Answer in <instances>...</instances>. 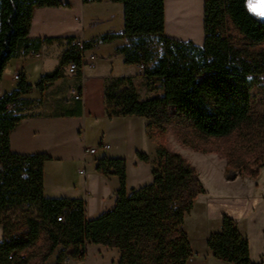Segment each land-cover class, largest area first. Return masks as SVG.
Here are the masks:
<instances>
[{"label":"trees","instance_id":"obj_1","mask_svg":"<svg viewBox=\"0 0 264 264\" xmlns=\"http://www.w3.org/2000/svg\"><path fill=\"white\" fill-rule=\"evenodd\" d=\"M113 1L122 4V30L102 33L92 42L123 36L126 42L116 47L123 61L142 65L150 62L142 67L141 76L158 80L162 91L141 98L133 76H109L103 86L107 117L136 114L163 122L173 116L199 133L217 138L246 128L244 135L249 144L264 151V112H251L250 94L252 79L264 73V50L253 53L237 47L227 33L219 30L229 21L249 43L264 41V17L251 11L247 0H203L200 45L163 33L164 0ZM57 4L59 0H0V75L10 58L34 51L41 41L27 37L33 6ZM71 39L66 37V42ZM155 44L160 45L159 53ZM88 46V42H81L79 48ZM77 51L67 44L60 64L69 60L79 64ZM59 74L60 68L56 67L41 75L33 86L42 89ZM16 80L13 89L0 95V210L25 204L32 206L36 214L25 217L27 229L18 234H11L0 222V264H29L36 259L42 262L57 245L62 246L57 255L60 260L66 250L76 256L86 243L116 248V264H185L196 254L190 247L183 218L204 188L194 166L160 142L151 161L150 181L136 187H125L123 157L97 159L95 168L116 174L118 187L113 204L94 217H84L81 198L44 196L42 164L50 156L44 152L17 153L8 147L9 131L22 117L14 112L17 96L32 86L20 73ZM10 101L14 105L8 109L6 103ZM135 154L149 161L147 154ZM261 165L246 164L243 170L254 176ZM61 213L63 219L57 220ZM39 229L43 231L40 240ZM205 246L214 258L223 261L261 264L249 259L247 238L239 232L236 220L225 212L219 227L206 236ZM20 251L23 256L18 258Z\"/></svg>","mask_w":264,"mask_h":264},{"label":"crops","instance_id":"obj_2","mask_svg":"<svg viewBox=\"0 0 264 264\" xmlns=\"http://www.w3.org/2000/svg\"><path fill=\"white\" fill-rule=\"evenodd\" d=\"M59 1L60 4L57 5L33 6L27 37L41 39L34 50L38 54L29 51L10 58L0 75V92L10 91L16 86L17 80L12 78L15 71H19L20 77L25 82L32 84L28 90L17 96L14 112L22 114V117L9 131L8 147L17 153L48 154L50 158L44 160L42 164L43 195L81 198L84 202V217L91 218L113 204L115 190L118 187L116 174L103 173L95 169L97 159L123 157L125 187L126 189L131 186L136 187L138 186L136 184H126L128 175L136 174L143 168L150 170L158 137L145 132L147 119L142 115L107 117L105 114L103 94L105 78L131 75L135 87H137L136 80H143L142 70L137 64L125 63L123 54L116 50L117 46L126 42L123 36L108 41L92 42L102 33L122 30L121 2ZM179 5L178 0L177 5L168 11L164 0L163 33L174 39L191 40L194 44L200 45L203 41V0L195 1V9L189 8L188 4L180 8ZM43 37L50 39L42 40ZM66 37L89 43L85 48V56L87 57L88 54L92 56L91 64L73 73L66 71L65 64H60L61 56L67 47ZM56 67L60 68L57 78L48 82L42 89L33 86L41 75L51 72ZM155 83L156 87L148 94L142 95L136 88L139 97L159 95L162 89L158 80ZM70 86L79 87V98L75 99L68 95ZM89 134L93 135L92 139H89ZM116 138L122 140V146L115 147L109 152L107 149L112 146ZM102 140L108 143L107 149L100 151L96 157L94 153L87 152L86 148L93 142L99 143ZM140 143H144V146H140ZM123 150L125 153L122 152ZM136 151L147 154L149 161L144 162L139 159L135 154ZM92 157L95 161L94 165L91 162ZM86 165H88L87 169H85ZM77 174H81L80 177L73 179L72 177ZM232 178H236L235 184L238 186V190L232 193L236 198L252 202L257 199L264 204V165L258 167L254 176L245 174L244 177L236 175ZM244 184H248L251 191L257 189V196L248 195L244 190ZM74 188H77L76 192H72ZM222 213L219 214V218ZM232 215L236 214L231 213L230 216ZM232 217L235 219L234 216ZM219 224L220 219L216 221L215 228ZM243 234L247 235L245 237L248 242L249 259L264 264V209L256 221L258 244L252 246L247 232ZM1 236L0 224V238ZM61 248L62 246L57 245L44 261L39 263L32 261L29 264L55 262L62 264V260L57 259ZM212 257L210 253L206 258L189 261L186 264H205L207 260H212L213 264H233Z\"/></svg>","mask_w":264,"mask_h":264},{"label":"rangeland","instance_id":"obj_3","mask_svg":"<svg viewBox=\"0 0 264 264\" xmlns=\"http://www.w3.org/2000/svg\"><path fill=\"white\" fill-rule=\"evenodd\" d=\"M165 1L168 11H171V9L175 7L174 5L178 3V0ZM187 1L188 0H179V8L180 6L185 7ZM246 3L251 11L260 17H264V0H247ZM195 19L196 17L194 20ZM219 30L227 33L237 47H244L253 53L264 50V41L249 43L242 38L241 34L229 21L225 22L223 29L219 27ZM154 49L156 52L159 51L160 45L155 44ZM148 64H150V62L144 63L143 68ZM154 79L155 78L152 77L151 80H136L138 92L144 95L153 90L157 85ZM250 94L251 112L254 114L264 112V73H260L252 79ZM147 121V124L145 123V132L157 136L158 142L184 156L194 166L204 188L202 193L195 196L191 207L183 218V227L186 231L190 247L196 252L195 255H191L187 258L185 264L189 261L206 258L208 255L210 256V251L204 245V240L208 235L207 232L216 229V221L220 219L219 214L222 213L221 211L229 215H231V213L236 214L232 216H234L237 221L238 230L242 234L247 232L251 245H257L256 221L259 214L264 209V204L257 199L253 200V202L250 200L246 201L245 199L236 198L235 195L232 194L238 190V186L235 184L236 178L232 177L236 175L244 177V175L247 174L243 170V166L248 164L251 167H255L259 163L264 165V154H262L264 151H259L257 148L258 146L253 147V144H249L248 137L244 135L246 128L238 131L236 130L229 136L217 138L203 135L196 131L185 120L173 116H169L163 122H153L150 119H147ZM118 130L119 128L117 131ZM117 134L120 133L117 132ZM92 138L93 135L89 134V139ZM116 140L113 142L112 146L107 149L109 152H112L115 147L122 146V140L119 138H116ZM143 144L144 143H140V146H144ZM97 145V142H93L92 145H90L97 147V151L94 153L95 157L103 150ZM122 152L125 153L124 150ZM91 160L94 165L95 161L93 157ZM79 167L83 168L82 165H79ZM87 168L88 165L85 166V169ZM80 175L81 174H77L72 178H79ZM150 178V170L147 171L143 168L136 174L129 173L126 184L141 185L149 182ZM243 187L248 195L252 194L253 197L257 196V189L251 191L248 184H244ZM76 189L77 188H74L72 192H76ZM35 214V210L32 206H27L25 204L13 206L0 210V222L5 223L6 229L11 234H18L27 229V225L23 223L25 217ZM42 232V229H39L37 232L39 240L43 238ZM245 236L247 237V235ZM37 242L39 241H36V243ZM68 249L70 250L71 248L69 247ZM66 252L69 254V257L67 259L62 257L60 259L63 262L62 264H116L118 255L116 248L98 243H86L82 251L76 256H72L68 250H66ZM212 259L214 258L212 257ZM34 262L39 263L41 261L36 259ZM213 263L212 260H207L205 264Z\"/></svg>","mask_w":264,"mask_h":264},{"label":"built area","instance_id":"obj_4","mask_svg":"<svg viewBox=\"0 0 264 264\" xmlns=\"http://www.w3.org/2000/svg\"><path fill=\"white\" fill-rule=\"evenodd\" d=\"M86 1H91V0H86ZM68 45H73L74 47L78 48L77 51V55L80 57V61L79 64L77 62H75L74 60H69L65 63V69L68 73H73L75 72L77 69H81L83 66L87 65V64H91V59L92 56L90 54L87 55V57L85 56V49H83L82 47L79 48L81 46V41L77 40V39H71L69 42H67ZM32 54H38L37 52L31 51ZM137 66L139 67V69H142L143 65L142 63H138ZM19 77V71H15L12 74V78L13 79H18ZM2 92H0L1 95ZM68 95L72 98H79L80 97V89L77 86H70L68 88ZM14 102L10 101L6 103V107L8 109H10L11 107H13ZM98 147L102 148V149H107L108 148V143L106 142H102L100 141L99 143H97ZM88 153H95L97 150L96 146H89L86 148ZM57 220H61L63 219V214H59L56 216ZM82 250V249H81ZM9 258L11 257V252L7 255ZM23 256V253L20 251L19 252V257L21 258ZM69 257L68 253H65L63 258L67 259ZM52 264H56V263H52Z\"/></svg>","mask_w":264,"mask_h":264},{"label":"bare ground","instance_id":"obj_5","mask_svg":"<svg viewBox=\"0 0 264 264\" xmlns=\"http://www.w3.org/2000/svg\"><path fill=\"white\" fill-rule=\"evenodd\" d=\"M187 4H188L189 8L195 9V0H188Z\"/></svg>","mask_w":264,"mask_h":264}]
</instances>
